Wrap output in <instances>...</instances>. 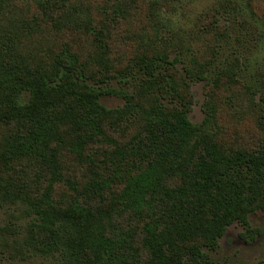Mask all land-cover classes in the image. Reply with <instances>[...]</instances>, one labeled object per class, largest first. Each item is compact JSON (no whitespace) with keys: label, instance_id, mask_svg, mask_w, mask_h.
I'll return each mask as SVG.
<instances>
[{"label":"rangeland","instance_id":"1","mask_svg":"<svg viewBox=\"0 0 264 264\" xmlns=\"http://www.w3.org/2000/svg\"><path fill=\"white\" fill-rule=\"evenodd\" d=\"M9 39L19 67L52 73L55 63L65 65L70 78L119 92L99 98L100 133L82 148L52 143L64 175L52 188L57 209L102 207L108 236L133 233L127 252L119 253L135 262L148 260L142 239L148 234L144 226L150 225L159 238L154 254L162 264H195L194 243L201 247L205 264H264V201L247 222L235 221L221 236L202 242L174 226L179 211L172 203L179 199L159 190L147 194L141 210L112 206L128 180L155 162L153 152L164 150L161 133L155 147L150 139V122L160 108L167 115L180 110L193 125L186 147L171 156L172 165L179 167L186 158L195 161L206 143L231 155H261L264 0H0L1 51ZM4 60L6 55L0 65ZM2 102L1 92L0 107ZM61 106L58 112L66 116L68 129L64 134L77 141L69 132L75 128L69 111ZM15 162L13 179H7L16 190V202L0 203V264H82L63 243L50 253L41 250L46 249L43 236L32 224L40 220L30 201L42 197L52 172L35 157ZM174 171H167L162 184L177 190L187 183ZM107 180L110 184L102 189L91 187L93 181ZM46 230L56 241L53 228ZM79 233L70 227L61 239L73 243Z\"/></svg>","mask_w":264,"mask_h":264},{"label":"trees","instance_id":"2","mask_svg":"<svg viewBox=\"0 0 264 264\" xmlns=\"http://www.w3.org/2000/svg\"><path fill=\"white\" fill-rule=\"evenodd\" d=\"M38 4L47 6L46 2L39 1ZM5 46L0 50V58L6 55V60L0 65V93H4L6 104L2 102L0 107V144L3 145L0 153L3 162L0 168V203L16 202V190L7 179H13L11 163L21 158L35 157L50 167L52 172L51 181L42 197L29 199L40 220L35 219L32 224L40 229L39 237L43 236L41 244L46 248L39 249L50 253L61 249L63 243L68 246L71 258L82 264H162L154 254L153 244L159 241L155 227L144 226L148 234L142 242L148 252V260L144 263L135 262L129 255L119 253L127 252L133 233L118 238L108 236L101 217L104 211L102 207L75 204L57 209L54 206L53 184L63 179L64 175L52 143H59L61 148L69 144L74 151L82 148L89 139L100 133L99 119L102 114L98 107L99 98L106 93L119 92L70 78L64 69L65 65L55 63L52 73L44 68H32L31 65L19 67L17 54H13L15 45L12 40L9 39V44ZM177 59L181 60L180 57ZM61 105L69 111L75 125L73 131L70 129L69 132L78 136L77 141H70L64 134L68 129L64 126L66 116L58 112ZM154 115L150 122V139L154 141L155 147L161 133L165 137L161 143L164 150L162 154L153 152L157 156L155 162L140 175L128 180L125 188L113 197L112 206L141 210L148 203L147 194L159 190L170 199H179L172 203L173 210L179 211L174 226L185 232L189 230L190 240L200 242L221 236L227 226L235 221L247 222L248 214L260 201H264V149L261 155L254 156L243 151L231 155L215 143H206L195 161L186 158L185 164L178 167L170 163L174 162L171 156L176 148L186 147L193 125L180 110L167 115L160 108ZM169 168L178 169L174 171ZM167 171L182 176L187 185L177 190L163 185L162 180ZM109 184V180L93 181L91 187L102 189ZM190 195L195 200L189 198ZM18 197L27 200L21 193ZM52 216L55 218L52 219ZM47 227L53 228L52 234L56 241L46 230ZM70 227L79 231L80 236L68 244L61 238ZM200 248L194 243L192 255L196 256L195 264H205L201 261L204 254ZM62 250L67 251L66 248Z\"/></svg>","mask_w":264,"mask_h":264}]
</instances>
